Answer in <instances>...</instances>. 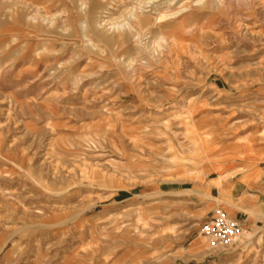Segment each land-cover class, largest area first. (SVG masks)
<instances>
[{
    "label": "rangeland",
    "instance_id": "rangeland-1",
    "mask_svg": "<svg viewBox=\"0 0 264 264\" xmlns=\"http://www.w3.org/2000/svg\"><path fill=\"white\" fill-rule=\"evenodd\" d=\"M248 160L264 0H0V264H264L201 236Z\"/></svg>",
    "mask_w": 264,
    "mask_h": 264
},
{
    "label": "crops",
    "instance_id": "crops-1",
    "mask_svg": "<svg viewBox=\"0 0 264 264\" xmlns=\"http://www.w3.org/2000/svg\"><path fill=\"white\" fill-rule=\"evenodd\" d=\"M243 165L226 166L222 171V181L213 179L208 187L213 203L246 228H254L264 218V167L248 160L247 168ZM242 171V173H241Z\"/></svg>",
    "mask_w": 264,
    "mask_h": 264
},
{
    "label": "built area",
    "instance_id": "built-area-1",
    "mask_svg": "<svg viewBox=\"0 0 264 264\" xmlns=\"http://www.w3.org/2000/svg\"><path fill=\"white\" fill-rule=\"evenodd\" d=\"M246 226L229 217L221 208H216L205 222L201 236L206 239L209 250L227 251L235 246L243 237Z\"/></svg>",
    "mask_w": 264,
    "mask_h": 264
},
{
    "label": "bare ground",
    "instance_id": "bare-ground-1",
    "mask_svg": "<svg viewBox=\"0 0 264 264\" xmlns=\"http://www.w3.org/2000/svg\"><path fill=\"white\" fill-rule=\"evenodd\" d=\"M107 24V23H106ZM100 27V26H99Z\"/></svg>",
    "mask_w": 264,
    "mask_h": 264
}]
</instances>
